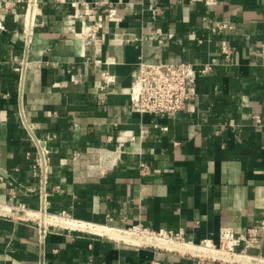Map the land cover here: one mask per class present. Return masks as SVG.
<instances>
[{"label": "crops", "instance_id": "crops-1", "mask_svg": "<svg viewBox=\"0 0 264 264\" xmlns=\"http://www.w3.org/2000/svg\"><path fill=\"white\" fill-rule=\"evenodd\" d=\"M95 2L100 43L82 32ZM109 7L115 20L105 17ZM223 21L233 33L212 29ZM224 46L234 50L231 63ZM140 59L211 64L198 74L195 111H134L129 90ZM18 89L27 128L17 116ZM253 115L264 118V0H0V203L34 212L0 216V264H196L190 252L88 226L140 223L182 231L193 243H217L221 227L257 226L264 127ZM38 144L49 150L46 217L78 223L46 220L54 225L43 242ZM247 252L264 259V239Z\"/></svg>", "mask_w": 264, "mask_h": 264}, {"label": "built area", "instance_id": "built-area-1", "mask_svg": "<svg viewBox=\"0 0 264 264\" xmlns=\"http://www.w3.org/2000/svg\"><path fill=\"white\" fill-rule=\"evenodd\" d=\"M19 1V0H17ZM215 1V0H207ZM101 3L95 2L94 8L91 9L90 18L93 24L82 29L84 34L92 37L94 42L100 43L104 34L102 33L103 25L101 15H97L96 7ZM105 17L110 20L117 18L114 9L104 10ZM213 30H219L226 33H233L234 27L228 22H221ZM100 34V37H95ZM224 62L231 63L234 50L230 46H224L221 49ZM27 61H21V77L27 67ZM137 73L132 79L129 90V102L131 108L140 114H151L159 117L173 116L181 112H193L196 109L197 101V77L198 74H207L211 70V64L205 63L201 69H196L194 65L188 62H160L150 63L140 59L137 63ZM109 79H105L103 85L104 90L109 86ZM18 109L17 116L21 123L27 128L28 121L25 114L22 92L18 89ZM252 119L256 125L264 127V118L260 115H253ZM141 171L147 169L145 163H139ZM49 168V150L47 147L38 144L37 158L33 165V173L38 177L37 192L39 199V208L37 209V238L43 242L50 225L46 221L47 215V172ZM55 188H53L54 190ZM34 212L23 204H5L0 203V216L11 217L16 220H24L25 218H33ZM58 218V217H53ZM61 218V217H60ZM61 219L72 220L69 216H63ZM75 221V220H74ZM113 229V228H112ZM128 235L132 241L128 243L141 245L153 244L156 239H164L166 241H174L179 243H188L190 245L205 249L197 250L190 253L196 260V264H257L258 260L263 258L250 255L248 248H259L264 239V220L257 226L247 228L244 231H235L231 227H221L218 233V242L214 243L210 240H203L199 243H193L184 237L182 231L158 230L155 231L140 223L132 225L126 229H115ZM125 241V240H120ZM242 248L241 250L239 248ZM236 256L249 257V263H241L235 260ZM39 264H45L40 262ZM86 264H94L89 259ZM158 264V263H154Z\"/></svg>", "mask_w": 264, "mask_h": 264}, {"label": "bare ground", "instance_id": "bare-ground-1", "mask_svg": "<svg viewBox=\"0 0 264 264\" xmlns=\"http://www.w3.org/2000/svg\"><path fill=\"white\" fill-rule=\"evenodd\" d=\"M48 221L50 222H63L64 224H67L69 226H74V225H78L77 222L75 221H72V220H60V219H57V218H49L47 217ZM90 227L89 229H92L96 232H99L100 234L102 235H105L109 238H114V237H118V238H124V239H131L128 235L124 234V233H121L120 231H117L115 229H112V228H109V227H106V226H98V225H90L88 226ZM155 244H158L160 246H165V247H168V248H171V249H175V250H178L180 252H194V251H197V250H203L205 251V249L203 248H200V247H196V246H193V245H190V244H186V243H179V242H174V241H166L164 239H156L154 241ZM250 258L249 257H245V256H236L235 257V260L238 261V262H243V263H249L251 260H249ZM256 263V262H255ZM257 264H264V260H258Z\"/></svg>", "mask_w": 264, "mask_h": 264}, {"label": "rangeland", "instance_id": "rangeland-1", "mask_svg": "<svg viewBox=\"0 0 264 264\" xmlns=\"http://www.w3.org/2000/svg\"><path fill=\"white\" fill-rule=\"evenodd\" d=\"M127 240H130V239H127ZM257 263V262H256Z\"/></svg>", "mask_w": 264, "mask_h": 264}]
</instances>
